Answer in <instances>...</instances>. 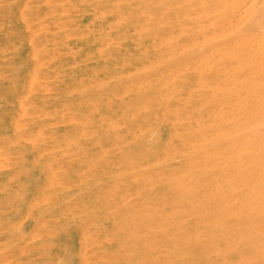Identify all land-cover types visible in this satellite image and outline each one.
Returning <instances> with one entry per match:
<instances>
[{
	"label": "rangeland",
	"instance_id": "rangeland-1",
	"mask_svg": "<svg viewBox=\"0 0 264 264\" xmlns=\"http://www.w3.org/2000/svg\"><path fill=\"white\" fill-rule=\"evenodd\" d=\"M108 1V8L112 9V11H109L108 16H112V18L116 20H114L111 27L108 28V35L106 37L108 74L105 100H97L98 94L96 96L93 94L97 92V88L94 84L87 87L86 82L78 79L76 82L78 84L77 87L75 89L73 88V91H76L75 97L81 98V95L78 96V94L84 93L85 99L81 98L69 104L64 100H61L60 103L53 101L55 106L60 107L59 111H61V114H55L56 116L51 118L53 123L52 128L66 129L64 125L67 123L81 127L74 138L60 136V142L56 144L60 146V149L51 151L56 157L53 158L54 165L52 168H55L56 165L59 173H62L67 168V165L63 162L66 159V155L63 153L67 152L72 155L69 159V168L71 169L70 184L74 192L71 196L72 208L70 215L73 224L69 226V231L73 234L74 239L72 242L70 241L69 246L60 245L59 259L56 264H239L240 261H251L252 258H250V254L252 252L246 254L245 257L242 258L236 257L231 260L217 259L211 251L207 249L206 245L202 243L197 246L195 244L197 241L194 238V233H191L192 237H178L180 232L177 231V227L184 221L197 226L198 224L193 213L200 212L201 215L210 214V206L213 203L214 196L218 194L216 192L224 190L223 185L225 184V187L226 184H228L229 179L224 176V173H222L223 176L220 173V167L226 166L225 162L228 161V159L224 158L230 153L240 150V144L245 142L246 136L249 138V142L253 141L252 139L256 141L254 144H252L253 142L249 144L246 140L244 145L241 144L243 149L246 144H248V146L245 149L249 148L247 150L249 152H251L254 147H256L253 149L255 150L254 152L258 151L257 149H259V147L262 148V145L264 148V137H261L264 136V127H257V124H260L258 126L262 124L264 126V105L262 104V102L264 103V87L261 88V86H264V74L262 75L260 69L261 65L264 67V42L261 43L264 39V34L262 36L261 33L264 32V27L261 26L260 29H258V25H255V31L251 27L259 16L258 11L255 10L257 13L254 11V14H257H253L254 17L251 16L252 14H249L250 18H246L245 16V14L248 15L247 13H250L249 7L253 0H239L242 2V4H239V7L237 2H235L236 0H225L228 1V3L225 2L227 4L223 3V5H226L228 7L226 8L230 11H227L224 7H220L217 11L213 12L214 14L199 16V18H202L200 19V25L198 24L197 29L184 33L185 36L188 37L185 45L179 48H172L173 50H169V52L168 50L163 52L168 59L165 60L166 64L160 60L158 61V57L155 55L157 49L161 51L160 55L162 54L163 47L161 43L163 41L155 38L153 34L160 29V26L159 28L155 27L156 23L160 24L162 22L165 25L169 23L172 24L174 18L178 17L175 12H172L173 9L177 11V7L170 5L171 0ZM219 1L220 0H199L197 6L195 5V9L203 15L207 8L213 7ZM212 2L215 3L212 4ZM243 2L244 4L247 2V5H243ZM231 5L232 8L236 6L235 12L234 10L232 12L229 8ZM242 6H248L246 8L247 11L244 10L245 7ZM253 8L251 6V9ZM156 9L162 14L161 19L157 21L153 16V12L156 11ZM221 9H224V11ZM242 9L244 12H242ZM239 14L240 16H238ZM190 16V19L197 17L196 14H191ZM221 16L223 18H221ZM243 16L244 19L242 18ZM231 18L232 21L230 20ZM238 18L242 19L237 21ZM224 19L226 21H224ZM240 21H242V23ZM231 22L232 27L228 24ZM210 23L212 24L210 25ZM240 23L241 25H239ZM220 24L221 28H219ZM222 24H224V26ZM215 26L217 28H215ZM226 26L234 30L231 29L228 31V27L226 30ZM235 26H240V29H238L239 31L237 30L238 27ZM222 27H225L224 30L226 32L223 31ZM199 29L200 31H198ZM223 32L228 35L226 34L225 36ZM254 32L256 35H254ZM257 32H259L260 35ZM214 33L215 35H213ZM218 33L222 36L221 38L224 39H219ZM203 35L209 37V39L207 38L206 41V37L204 38ZM241 36L243 40H240L242 39ZM244 36L248 39L253 38L250 39L249 43L247 38V40L244 39ZM259 36L263 37V39ZM233 37H235V39H233ZM254 37L259 40L255 41ZM215 38L218 40L216 41ZM236 40L242 41L244 44L241 42L235 43L237 42ZM209 41L210 43H208ZM226 41L229 42L234 49H236L235 45L240 47V44H242L243 47H249L250 50L246 47L244 48L245 51H252L254 48L252 52H249V56L251 58L254 55L257 59L255 58L256 60L253 61L254 58H252V61L249 63L250 58L247 53H244V49L240 50L242 45L240 48L237 46L238 49L235 50L238 52L239 56L236 52L235 56L232 55V53L234 54V50L232 51V48L230 46L228 47L229 43L227 44L229 50L227 51L228 48L225 49ZM116 42L118 45H116ZM164 43L165 42H163V44ZM259 43L262 46L261 49H259ZM223 44H225V47L221 48ZM217 46H219L220 50L225 49L228 53L226 54L225 51H220L222 55H218L219 48H217ZM255 48L263 52L261 53ZM180 51L182 53H179ZM256 52H259L261 55ZM193 55H197L194 61L186 62V64L183 63L180 68H176L174 58L182 60ZM224 55L226 56L224 57ZM165 56H163V58ZM259 56L261 58L263 57L262 60ZM206 57L209 63L204 61ZM201 58L202 60L204 59V64ZM215 59L217 60L215 61ZM243 60H245L244 64H246L242 66ZM257 60L256 66L255 61ZM152 62L156 64L157 67ZM251 64H253L254 67ZM211 65L213 67H211ZM225 65L227 66L225 67ZM165 66L167 67L161 71V68ZM208 66L211 67V69L208 68ZM219 66L221 67L219 68ZM229 66L231 68L233 67L232 69L234 70L239 66L238 68H240V70L237 69V72L233 71ZM247 66L248 68L250 67L249 69L251 71L247 69ZM262 66L261 68L264 70ZM223 67H225V69ZM244 68L250 73H245L246 70ZM251 68L254 74H252ZM223 69L224 72L226 70L225 73ZM156 70L160 71L155 73ZM179 70H183V73L179 72ZM231 71L235 73V76L232 73L234 77L231 75ZM240 72L242 75H246V77L242 78L244 76H242ZM90 73L96 74L93 70H91ZM257 75L259 77H256ZM249 76L252 77L250 79H254L252 80L254 83H257L254 84L253 87H257L258 89L255 90L252 85L250 86L251 80H249V82L247 80ZM260 76H262L263 80L259 81V79H262ZM60 77H63L62 73ZM89 77L90 75H86L84 78L86 79ZM256 78L258 80H255ZM237 79L239 81H237ZM47 80L52 81V79L48 78ZM234 80L236 86L232 85V83L234 84ZM246 80L247 87L245 85ZM238 82H241V84H238ZM65 85L66 83L63 81L60 87H55L57 90L54 91V94L59 93V96H61V93L64 94L66 91L62 88H64ZM220 86H225L224 88L226 89H223L225 92H223ZM248 88L253 89L250 92ZM236 89L238 90L236 91ZM229 90L231 92L229 93L230 95L227 93ZM253 90L261 93L259 94L260 98ZM252 93H255L254 96H258V99L254 98ZM54 94L53 96H55ZM237 94L241 98H237ZM252 98L255 102H253L254 100H252ZM246 99L248 103L244 105ZM236 102L238 103L236 104ZM249 102L252 103V107L247 105ZM259 103H261L263 107ZM221 105H223V108ZM241 105L246 109L242 110L243 107ZM256 107L258 108V110H256V114L259 113L258 116H255L253 113ZM219 108H221V110ZM259 109H261L260 111L262 114L258 112ZM241 110L246 112H242ZM248 110H252L249 112H252L254 115L251 113L252 115L248 116L250 115V113L247 112ZM260 115L262 117H260ZM246 117L247 119H251V122L249 120V123H247ZM25 118L28 123H34L32 122L33 119L36 120L39 118V115L31 110L27 113ZM99 118H104V121L98 122ZM231 118L234 119V121ZM71 120L74 121L72 122ZM240 120H242V123ZM259 120H261V123H259ZM254 121L256 123H254ZM238 122L241 124L235 127L236 129L238 128L235 130L233 126L239 124ZM254 124H256V126ZM219 126L222 129H220ZM232 127L234 129H232ZM250 127L251 129H248ZM229 128L231 130H229ZM243 128L244 130L246 129L245 132ZM225 129L231 132L227 131L228 134ZM220 131H225L227 134L225 135L224 132L222 135ZM235 131H237V134H235ZM190 135H197V137L196 139H190L192 138ZM235 135H238L236 136L237 138ZM203 138H205V142H203ZM197 139L200 140V142H198ZM24 141L27 140H16L14 144H20ZM206 142L208 144L213 143L212 150H210L211 147L207 146L209 149L205 147V144H207ZM236 142L239 145H237ZM227 145L229 147H227ZM47 146H49V144H47ZM235 148L237 150H234ZM215 151L217 153L221 151L224 153L225 157L222 158L219 156L221 152L215 154ZM191 152H197V155L199 153L200 155L191 160ZM211 153H213L216 160H212L209 157ZM47 154H50V150L45 148L42 152V159L44 161L49 160ZM167 157V163L169 164L168 168H162L156 173L145 172L146 169L155 166L154 164L157 163L158 160L164 162ZM254 160H258L256 156L248 158L249 162H257ZM34 165L35 164L32 166ZM191 165H195L198 169H195V167ZM235 165L232 166L231 164L232 174L234 170H238L236 168L237 165ZM44 166L47 167L48 165L45 164ZM262 167H264V165ZM261 168L260 171L257 170L256 172V169L252 171L247 170L246 177L251 179L252 177L257 178L259 176H264V169L262 168V170ZM47 169H49V167H47ZM225 170L226 169H223L222 171L225 172ZM211 171L215 173L214 180L212 178L208 179V175L205 174V172ZM233 176L228 186H231L233 190L239 191L237 188L241 183L242 175L235 174ZM262 179L264 178L262 177ZM60 180H63V178H60ZM178 182H182V188H178ZM189 189H195L196 192H194L196 195H189ZM246 191L249 193L251 189H247ZM235 201L232 207H242L238 201ZM164 202L166 205H163ZM59 203L63 204L61 201H59ZM43 204L46 203L43 202ZM222 207L226 208L227 206ZM58 215L64 216L63 213H59ZM201 224H205L212 228L214 232L217 231L214 220L204 219ZM63 230L64 228L58 229V233L59 238H63L64 240L66 236L62 235ZM181 232H183V230H181ZM205 233L208 234L209 232L206 231ZM31 235L38 240L43 238L50 240L51 238L55 239V237H57L56 231L53 229H43L39 232H32ZM4 242L5 241L1 238L0 243ZM254 247L255 250L264 252V240L260 243H255ZM183 253H186L187 256H182ZM66 255L69 256V259H67ZM38 258H40V263L38 264H42V255H39ZM258 262V264H264V260ZM2 263L28 264L31 263V261L16 253L10 261Z\"/></svg>",
	"mask_w": 264,
	"mask_h": 264
},
{
	"label": "bare ground",
	"instance_id": "bare-ground-1",
	"mask_svg": "<svg viewBox=\"0 0 264 264\" xmlns=\"http://www.w3.org/2000/svg\"><path fill=\"white\" fill-rule=\"evenodd\" d=\"M198 1L199 0H171L170 5L173 7H177V11L173 9L172 12H175L176 15H178V17L174 18V22L172 24L169 23L165 25L162 22L160 24L158 23L155 24V27L159 28L160 26V29H158L159 31L155 32L153 36L165 42L164 44L163 42L161 43L163 47L161 55H160L161 51H159V49L155 51V55L158 57V61L160 60L166 64L165 60H168V59L166 58L165 54H163V52L165 50H168L169 52V50L170 51L173 50L172 48H179L185 45V42H187L188 37L185 36L184 33L189 32V31H195L197 29V26L200 23V19L202 18V17L199 18V16H208L212 14L214 11H217V9L220 7L226 8L227 6L223 5V3L224 4L228 3V1L220 0L213 7L207 8L204 14L202 15L198 12L197 9H195V5L197 6ZM235 2H237L238 7H239V4H242V2L239 0H236ZM238 2H241V3H238ZM108 3H109L108 0H0V200H1L0 201V236H1L0 239L2 238V240L5 241L4 243H0V264H3L2 262H5V261L7 262L10 261L11 258L15 256L16 253H18L19 256L25 257L27 260L31 261V263H28V264L40 263L39 262L40 258H38L39 255H42V259H43L42 264H56L59 259L60 245L69 246L70 241L72 242V240L74 239L73 234H71V232L69 231V228H70L69 226L73 224L72 218L70 215H71V208H72L71 196L74 192L70 184L71 169L69 168V165H70L69 159L71 158L72 155L67 152L63 153L64 155H66L65 157L66 159L63 162L65 165H67V168L62 173H59L58 169L56 168V165H55V168H52L54 165L53 158L55 156L51 153V151H54L55 149H60V146L56 145L58 142H60L59 140L60 136H63L66 138L67 137L74 138L75 134L80 131L81 127L76 126V125H70V123H67L66 125H64L66 129H60L56 127L52 128L53 123H52L51 118L53 116H56L55 114L57 115L61 114L60 113L61 111H59L60 107L55 106L53 101H56V103L57 102L60 103L61 100H64L66 103L69 104L70 102L72 103L75 100H78L81 98L85 99L84 93L78 94V96L81 95V98L75 97L76 91L75 90L73 91V88L75 89L77 87L78 84L76 82L78 79H81L84 82H86L87 87H90L92 84H94V86L97 88V92H94L93 94H95V96L98 94L97 100L98 101L105 100L106 90H107L106 80H107V74H108V70H107L108 61L106 59V52H107L106 37L108 35V28H110L113 21L116 20L112 18V16L111 17L108 16L109 11L110 10L112 11V9L108 8ZM214 3L212 2V4ZM246 3L244 4L243 2V5L246 6L247 5ZM236 6L232 8V5H231V7L229 8L231 9L232 12L233 10L235 12ZM245 6H242V7H245ZM251 6L252 8L254 6L255 9L254 8H253L254 10L251 9ZM247 7H245L244 10H246ZM244 10L242 12H244ZM249 10H250V13L245 12L248 14V15L245 14L246 18L247 17L250 18L251 14H252L251 16L253 17L254 15H257V14H254L255 10L258 11L259 13V16L257 17L256 22L253 23L251 26L254 29V31H255V28H254L255 25H258L257 26L259 27L258 29H260L261 26L264 27V0H253L251 2ZM222 11H224V9ZM227 11H230V10L227 9ZM256 11L255 13H257ZM191 14H196L197 17L190 19ZM240 14L238 16H240ZM153 16H154V19L157 21L158 19H161L162 14L161 12H159V10L156 9V11L153 12ZM221 18L223 17L221 16ZM242 18L244 19V16ZM225 19L224 21H226ZM241 19L238 18L237 21ZM230 20L232 21V18ZM242 21L240 22L242 23ZM241 23L239 25H241ZM211 24L212 23H210V25ZM228 24L229 26H231L232 22ZM222 25L224 26V24ZM227 27L228 26H226V30H227ZM235 27H238V26H235ZM215 28L217 27L215 26ZM219 28H221V24ZM224 28L225 27H222L223 31H225ZM231 29L233 28L228 27V31ZM238 29H240V26L237 28V30ZM198 31H200V29ZM257 33L259 34V32ZM261 33L263 36L264 32H261ZM226 34L224 35L226 36ZM213 35H215V33ZM254 35H256L255 32H254ZM205 37L206 36H204V38ZM221 37L222 36L220 35L218 36L219 39ZM256 37H254L255 41L259 40V39H256ZM207 38L209 39V37L205 38L206 41H207ZM246 38L244 36L245 40L248 39ZM261 38L263 39V37ZM221 39H224V38H221ZM233 39H235V37H233ZM250 39L247 40L249 41V43H250ZM217 40L218 39H216V41ZM240 40H243V37ZM117 42H116V45H118ZM239 42L242 43V41H239V40L235 43H239ZM263 42H264V39L262 40L261 43ZM208 43H210V41ZM228 43L229 42L226 43L225 49H227L229 46L231 47L230 43L227 47ZM233 43L231 44L234 45L235 43L234 44ZM242 44H240V47ZM223 45L221 48L225 47V44ZM194 46H195V43H194ZM237 46L238 45H235L236 49H238ZM188 47H187V50H188ZM242 47L240 50L246 47L247 49H249L248 46H245L243 48ZM261 47L262 46L260 44L259 49H261ZM217 48H219V46H217ZM231 48H230V51H231ZM225 49L220 50L219 48L218 55L221 54L220 51L224 52ZM236 49H234V47L232 48V51L234 50V54L232 52L231 53L234 56H235ZM228 50L229 48L227 49V51ZM253 50L254 48L252 49V51ZM227 51H225L226 54L228 53ZM252 51H245L244 53H247V55L249 56L250 55L249 52H252ZM263 51L260 50L259 52L262 53ZM259 52H256V53L259 54ZM179 53H182V52L180 51ZM236 53L238 54V52ZM163 56L165 57L163 58ZM225 56L226 55H224V57ZM196 58H197V55L189 56L188 58L182 59V60L174 58V61L176 62V68H180L183 63L186 64V62L194 61ZM235 58H238V57H235ZM252 58H254L253 61L257 59V57H254L253 55L250 58L249 63L252 61ZM262 58L260 57L261 60ZM204 59H203L204 61H207L206 60L207 57ZM203 60L202 62L204 64L205 62ZM216 60L217 59H215V61ZM218 62H219V59H218ZM244 62L245 60H243L242 66L246 64V63L244 64ZM256 62H258V60L255 61V63ZM251 65L254 67L253 64ZM255 65L257 66V63ZM226 66L227 65H225V67ZM261 66H260V69L262 72L261 71L260 72L263 75L264 70H262ZM166 67L167 66L161 68V71L165 69ZM211 67L213 66L211 65ZM211 67L208 66V68L210 69ZM220 67L221 66H219V68ZM225 67L223 68L225 69ZM238 67L237 69L240 70V68ZM232 68L230 67V69L233 71L237 70V69L234 70ZM249 68L247 66V69ZM224 69H223V72H224ZM244 69L246 70V71L244 70L245 73L249 72L246 68ZM91 70L96 72V74L90 73ZM180 70L179 72L183 71V70L182 71ZM159 71L160 70H156L155 73ZM233 71H231V75ZM258 71H259V68H258ZM258 71H257V74H258ZM253 72L254 71L252 69V74H254ZM61 73L63 74V77H60ZM233 74L235 76V73ZM86 75H90L91 78L89 77L85 79L84 77ZM250 76L249 78L247 77L248 78L247 80L248 82L249 80H251L250 86L252 85L253 87V85L257 83H254V81H252L254 79H250L252 78ZM245 77L246 75L242 78H245ZM256 77H259V76L257 75ZM260 77L262 78V76ZM47 78L52 79V81L47 80ZM263 78L259 79V81L263 80ZM247 80L245 84L246 87H247ZM255 80H258V79L256 78ZM63 81L66 83V85L62 89L65 90L66 92L64 94L61 93V96H59V93L54 94L55 93L54 91L57 90L55 87L57 88L60 87V84ZM150 81H151V78H150ZM237 81L239 80L237 79ZM241 82H238V84L239 83L241 84ZM235 84L236 82L234 80V84L232 83V85H235ZM80 85H84V84H80ZM220 87L222 88V90L226 89L224 88L225 86L224 87L220 86ZM263 87L264 86H261V88ZM253 88L251 89L248 88V89L251 92ZM254 89L256 90L258 88L255 87ZM224 90L223 92H225ZM237 90L238 89H236V91ZM253 92H256V91L253 90ZM227 93L228 94L231 93L230 90ZM256 93L258 95L261 94L259 92H256ZM53 94L55 96H53ZM254 94L255 93H252V96H254ZM257 97L254 96V98H257ZM237 98H241V97L238 96ZM259 98H260V95H259ZM252 100L254 99L252 98ZM247 101L248 100L246 99V102H244V105H246L245 103H248ZM250 102L249 104H247L248 106L249 105L251 106L252 103L255 102V100L252 103ZM237 103L238 102H236V104ZM262 104L264 105L263 102ZM262 104L261 106L263 107ZM221 106L223 108V105ZM219 109L221 110V108ZM245 109L243 107L242 110H245ZM31 110L35 111L39 115V118H37L36 120L33 119L32 122L34 123H31V122L28 123L27 119L25 118L27 113L30 112ZM256 110H258L257 107L255 108L253 113L255 114V116H258L259 113L256 114L257 113ZM260 110L261 109H259L258 112L262 114ZM249 111H252V110H248L247 112ZM242 112H246V111H242ZM251 113L248 116H251L253 114ZM260 117L262 116L260 115ZM234 119L232 120L234 121ZM236 119H239V118H236ZM246 120L248 121L247 123H249V120L251 122V119H247V117H246ZM261 120H259L260 121L259 123H261ZM103 121H104V118L98 119V122H103ZM241 121L242 120H240V122ZM240 122H238L239 124L233 127L235 128L238 125H240L242 123ZM254 123L256 122L254 121ZM254 125L256 126V124ZM258 125L260 124H257V127H261V128L264 127L263 124L261 126H258ZM233 127L232 129H234ZM251 127L248 129H251ZM219 128L222 129L220 126ZM237 129L235 128V130ZM229 130L231 129L229 128ZM229 130H226V132ZM224 132L222 131L221 134L223 135ZM226 132L224 133L225 135L228 133ZM235 132H236L235 134H237V131ZM231 135H234V134H231ZM190 136L192 137L190 139H196L197 137V135H190ZM217 136H218V132H217ZM236 136L238 135H235V137ZM261 137H264V136H261ZM20 139H25L27 141H24L20 144H14V141L20 140ZM204 139L205 138H203V140ZM248 139L249 138H247L246 136L247 141ZM246 140L244 141L246 142ZM252 140L253 141H250V142H253L252 144H254L256 140L255 141L254 139ZM197 141L200 142V140L198 139ZM205 141L206 140H204L203 142ZM244 143L243 144L241 143V144L244 145ZM47 144H49V146H47ZM241 144H240V147L238 146L240 150H237L236 149L237 147H236L234 149V150H237L236 152H232L228 156H226V158H224V159H228V161L225 162L226 166L220 167L221 168L220 173L221 174L224 173V176L229 179L228 184L230 183L233 175L235 174L242 175L241 183L239 187L237 188L239 191L233 190V188L231 186H228V184H226V186L224 187L225 185L224 184L223 185L224 190L220 192H216L218 194L214 196L213 203L210 206V211H211L210 214L201 215L200 212L193 213V215L195 216L194 218L196 219L198 225L197 226L192 225L191 223L184 221L182 224H180V226L177 227L178 228L177 231L180 232V234H178V237L185 236L186 238L192 237L191 233H194V238L197 241V243L195 244L197 246L198 244L200 245L202 243L206 245L207 249L210 250L211 253L217 259L231 260V259H235L236 257L242 258V257H245L246 254H250L252 252L250 254L251 255L250 258H252L251 261L248 262L247 260H244V261H240L239 264H258L259 263L258 261L261 262L262 260H264V252L257 251L255 250V247H254L255 243H260L264 240V179H262V177L264 178V176H259L257 178L252 177L251 179H248L246 177V172L247 170L252 171L255 169H256L255 172L257 170L260 171V168L264 165V148L262 145V148L259 147L260 150L257 149L258 151L254 152L255 150L253 149H255L256 147L254 148L252 147L253 152L252 151L249 152L247 151L249 148L245 149L248 146V144H246L244 149H243V146H241ZM212 145L213 143L212 144L207 143L205 144V147L206 148L211 147L210 150H212L213 149ZM237 145L239 144L237 143ZM233 146H236V145H233ZM43 147L50 150V154H47V157L49 158L48 161L47 160L44 161L42 159V152L45 150V148ZM227 147L229 146L227 145ZM218 153L216 152L215 154H218ZM224 153L221 152L219 156H221L222 158L225 157ZM199 155L200 153L197 155V152L195 153L191 152L190 159L192 160L198 157ZM251 156L253 157L256 156V159L258 160H254V161H257V162H252V161L249 162L248 158ZM209 157L212 160H216L214 158L213 153H211ZM167 162H168V157L165 158L164 162L158 160V162L154 164L155 166H151L150 168L146 169L145 172L156 173V172H159V170L162 168L163 169L168 168L169 164ZM33 164L35 165L32 166ZM45 164L48 165L47 167H49V169H47V167L44 166ZM231 164L232 166L236 164L237 165L236 168L238 169V170H234L233 174L231 172V169H232ZM191 166H194L195 169H198L196 168L195 165H191ZM262 168L264 169V167ZM223 169H226L225 172L222 171ZM205 174L208 175L207 177L208 179L210 178H212L213 180L215 179L214 177L215 173H213L212 171L205 172ZM60 178H63V180H60ZM191 180H194V179H191ZM177 185H179L178 188H182L181 185L183 184L182 182H178ZM247 189L249 190L251 189V191L248 193L246 191ZM194 191L195 189H189L188 191L189 195H196L195 193L196 191L195 192ZM235 200L238 201L242 205V207L240 208H237L236 206L232 207ZM59 201H61L63 204H60ZM43 202H45L46 204H43ZM163 205H166V203L164 202ZM222 206H227V207L224 208ZM59 213H63L64 216L58 215ZM204 219L214 220L215 226L217 227V231L214 232L212 228L208 227L205 224H201L202 221H204ZM61 228H64L63 233H62V235L66 236L64 240L63 238L62 239L59 238L58 229H61ZM43 229H49V230L53 229L54 231H56L57 237H55V239L51 238L50 240L47 238L38 240L36 237H33L31 235L32 232H39L40 230H43ZM181 230H183V232H181ZM206 231H208L209 233L206 234L205 233ZM108 240H111V239H108ZM195 249H196V246H195ZM185 255L186 253L182 254V256H185ZM66 257L67 259H69L68 255H66ZM71 260H74V259H71Z\"/></svg>",
	"mask_w": 264,
	"mask_h": 264
}]
</instances>
